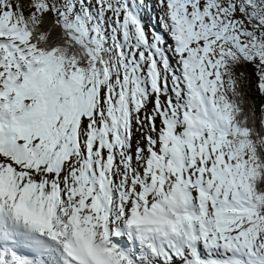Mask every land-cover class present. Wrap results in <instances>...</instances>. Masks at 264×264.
Segmentation results:
<instances>
[{"label":"snow or ice","instance_id":"6c2138e0","mask_svg":"<svg viewBox=\"0 0 264 264\" xmlns=\"http://www.w3.org/2000/svg\"><path fill=\"white\" fill-rule=\"evenodd\" d=\"M0 264H264V0H0Z\"/></svg>","mask_w":264,"mask_h":264}]
</instances>
